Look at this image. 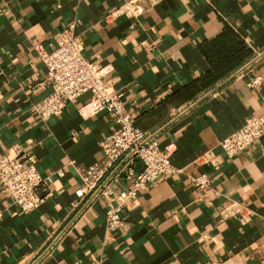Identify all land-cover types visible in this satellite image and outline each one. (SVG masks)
I'll return each instance as SVG.
<instances>
[{"label":"crops","instance_id":"1","mask_svg":"<svg viewBox=\"0 0 264 264\" xmlns=\"http://www.w3.org/2000/svg\"><path fill=\"white\" fill-rule=\"evenodd\" d=\"M127 1L0 0V154L32 155L46 183L27 214L0 191V264H264V135L231 159L219 147L264 112V0H143L138 17L113 14ZM71 24L82 57L110 67L124 111L161 148L172 145L180 172L129 203L119 231L105 230L95 205L52 244L72 221L73 166L98 161L112 128L103 112L79 116L88 94L46 121L29 112L52 90L33 45L52 50ZM226 27L249 53L212 80L201 48ZM206 152L217 166L193 164ZM198 174L211 189L201 200Z\"/></svg>","mask_w":264,"mask_h":264},{"label":"built area","instance_id":"2","mask_svg":"<svg viewBox=\"0 0 264 264\" xmlns=\"http://www.w3.org/2000/svg\"><path fill=\"white\" fill-rule=\"evenodd\" d=\"M142 1L129 0L117 7L113 14L138 17L142 12ZM53 40L55 46L50 51L37 43L33 45L36 60L45 67L43 83L50 85L52 90L41 101L33 104L29 112L39 121H46L61 115L68 104L88 94L89 101L79 107V116L103 112L112 122V128L98 143L101 152L98 161L87 167L73 166L79 186L74 191L75 200L70 204L72 221L52 237V244L74 225L73 221L79 220L85 211L95 205L102 210L105 230L108 233L119 231L124 226L122 212L129 203L146 193L153 183L167 181L180 172L169 161L172 145L161 148L156 135L135 127L133 117L124 111L121 96L105 80L110 67L90 63L82 57L74 25H68L56 33ZM248 86L259 87L260 79L253 78ZM263 135L264 112L247 117L239 129L219 142V147L223 156L231 159ZM205 163L218 165L211 152L193 161L196 166ZM190 181L200 193L199 200L211 190L209 178L205 174L192 176ZM44 186L46 183L38 173L32 155L0 154V191L10 205L22 214L29 213L41 204L40 188ZM51 245L46 251L51 249Z\"/></svg>","mask_w":264,"mask_h":264},{"label":"trees","instance_id":"3","mask_svg":"<svg viewBox=\"0 0 264 264\" xmlns=\"http://www.w3.org/2000/svg\"><path fill=\"white\" fill-rule=\"evenodd\" d=\"M201 52L210 66V71L213 72L210 76L212 80L223 76L243 61L249 53L244 43L227 27L216 39L205 44Z\"/></svg>","mask_w":264,"mask_h":264}]
</instances>
